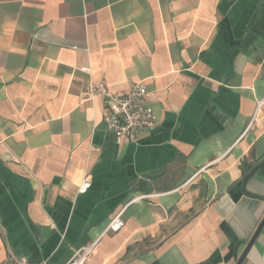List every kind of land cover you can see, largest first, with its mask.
<instances>
[{
  "label": "crops",
  "instance_id": "obj_1",
  "mask_svg": "<svg viewBox=\"0 0 264 264\" xmlns=\"http://www.w3.org/2000/svg\"><path fill=\"white\" fill-rule=\"evenodd\" d=\"M91 81L155 128L119 143ZM263 220L264 0H0V264H264Z\"/></svg>",
  "mask_w": 264,
  "mask_h": 264
},
{
  "label": "built area",
  "instance_id": "obj_2",
  "mask_svg": "<svg viewBox=\"0 0 264 264\" xmlns=\"http://www.w3.org/2000/svg\"><path fill=\"white\" fill-rule=\"evenodd\" d=\"M90 72V68L82 69ZM147 89L141 85H133L129 92L119 94L113 92L106 81H91L88 97L92 101L100 100L105 106V121L119 143L136 141L144 134L151 132L156 126V115L153 107L146 101ZM92 179L85 176L78 190L79 194L87 193L92 187ZM124 210L118 213L108 224L104 234L118 233L125 227ZM98 240L81 247L75 252L67 264H89ZM13 264H35L27 257L11 256Z\"/></svg>",
  "mask_w": 264,
  "mask_h": 264
},
{
  "label": "water",
  "instance_id": "obj_3",
  "mask_svg": "<svg viewBox=\"0 0 264 264\" xmlns=\"http://www.w3.org/2000/svg\"><path fill=\"white\" fill-rule=\"evenodd\" d=\"M263 227H264V220L261 223L260 227L258 228V230H257L256 234L254 235L253 239L251 240L250 245H249V248L253 245L254 241L256 240L257 236L259 235V233L261 232V230L263 229ZM244 258H245V256H243L239 260V262L237 264H241L243 262Z\"/></svg>",
  "mask_w": 264,
  "mask_h": 264
}]
</instances>
